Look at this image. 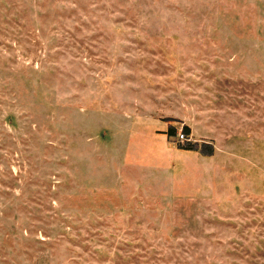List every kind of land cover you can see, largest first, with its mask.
<instances>
[{"label":"rangeland","instance_id":"rangeland-1","mask_svg":"<svg viewBox=\"0 0 264 264\" xmlns=\"http://www.w3.org/2000/svg\"><path fill=\"white\" fill-rule=\"evenodd\" d=\"M0 264H264V0H0Z\"/></svg>","mask_w":264,"mask_h":264},{"label":"trees","instance_id":"trees-1","mask_svg":"<svg viewBox=\"0 0 264 264\" xmlns=\"http://www.w3.org/2000/svg\"><path fill=\"white\" fill-rule=\"evenodd\" d=\"M185 131H186L185 135L189 134L188 129H186ZM169 135H171V136H175V131H174L173 129H171V130L169 131Z\"/></svg>","mask_w":264,"mask_h":264},{"label":"built area","instance_id":"built-area-1","mask_svg":"<svg viewBox=\"0 0 264 264\" xmlns=\"http://www.w3.org/2000/svg\"><path fill=\"white\" fill-rule=\"evenodd\" d=\"M185 134V133H184ZM181 140L184 141L185 140V136L184 135H181Z\"/></svg>","mask_w":264,"mask_h":264}]
</instances>
